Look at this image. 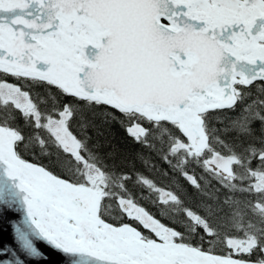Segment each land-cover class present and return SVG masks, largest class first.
I'll return each instance as SVG.
<instances>
[{
    "label": "snow or ice",
    "instance_id": "obj_1",
    "mask_svg": "<svg viewBox=\"0 0 264 264\" xmlns=\"http://www.w3.org/2000/svg\"><path fill=\"white\" fill-rule=\"evenodd\" d=\"M9 230L0 264H264V0H0Z\"/></svg>",
    "mask_w": 264,
    "mask_h": 264
},
{
    "label": "water",
    "instance_id": "obj_2",
    "mask_svg": "<svg viewBox=\"0 0 264 264\" xmlns=\"http://www.w3.org/2000/svg\"><path fill=\"white\" fill-rule=\"evenodd\" d=\"M12 240V237H11V234H10V230L7 234L5 235H0V241L4 242V243H9L11 242Z\"/></svg>",
    "mask_w": 264,
    "mask_h": 264
},
{
    "label": "trees",
    "instance_id": "obj_3",
    "mask_svg": "<svg viewBox=\"0 0 264 264\" xmlns=\"http://www.w3.org/2000/svg\"><path fill=\"white\" fill-rule=\"evenodd\" d=\"M114 134L117 136V138L119 139L120 136L122 135L119 130H114Z\"/></svg>",
    "mask_w": 264,
    "mask_h": 264
}]
</instances>
